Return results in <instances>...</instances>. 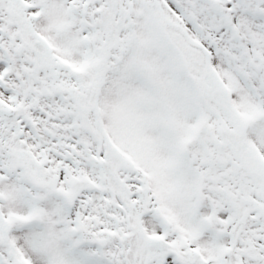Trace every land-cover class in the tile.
Masks as SVG:
<instances>
[{"label": "snow or ice", "instance_id": "snow-or-ice-1", "mask_svg": "<svg viewBox=\"0 0 264 264\" xmlns=\"http://www.w3.org/2000/svg\"><path fill=\"white\" fill-rule=\"evenodd\" d=\"M0 264H264V0H0Z\"/></svg>", "mask_w": 264, "mask_h": 264}]
</instances>
